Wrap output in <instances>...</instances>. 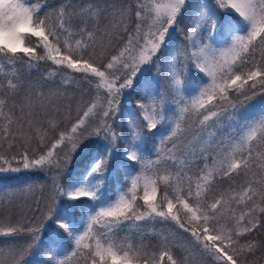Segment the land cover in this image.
I'll list each match as a JSON object with an SVG mask.
<instances>
[{"label":"snow or ice","instance_id":"6c2138e0","mask_svg":"<svg viewBox=\"0 0 264 264\" xmlns=\"http://www.w3.org/2000/svg\"><path fill=\"white\" fill-rule=\"evenodd\" d=\"M25 170L0 264H264V0H0Z\"/></svg>","mask_w":264,"mask_h":264},{"label":"trees","instance_id":"16d2710c","mask_svg":"<svg viewBox=\"0 0 264 264\" xmlns=\"http://www.w3.org/2000/svg\"><path fill=\"white\" fill-rule=\"evenodd\" d=\"M59 0H53V3H58ZM49 65L42 64L39 71H33L30 74L24 73L26 80H38L40 77L44 76ZM59 80V77H56ZM69 94H72V89L68 90ZM44 174L41 172H29L21 171L19 173L5 172L0 173V203L7 200L10 194L15 193L17 200L22 199L24 194L20 193L19 190L26 188L29 183H41L43 182ZM39 189L35 190V195H39ZM259 239H264V233L258 234ZM5 239L0 237V248L4 247ZM149 243V241H145ZM151 243H155L152 240Z\"/></svg>","mask_w":264,"mask_h":264}]
</instances>
